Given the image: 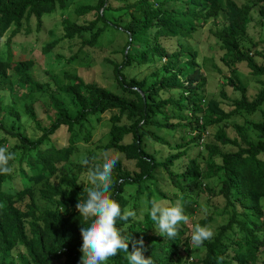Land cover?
Returning <instances> with one entry per match:
<instances>
[{
    "label": "trees",
    "instance_id": "trees-1",
    "mask_svg": "<svg viewBox=\"0 0 264 264\" xmlns=\"http://www.w3.org/2000/svg\"><path fill=\"white\" fill-rule=\"evenodd\" d=\"M254 10L264 26V0H0V146L16 154L12 174L0 175V264H80L81 161L107 150L118 157L112 196L136 212L117 227L142 238L154 264H264V63L256 59L264 48L249 35ZM47 15L60 33L48 27L52 38L39 47L33 38L29 56L18 59L30 19L40 30ZM201 23L223 50L222 85L238 96L219 93L230 102L207 100L188 42ZM109 25L124 34L121 50L103 44ZM42 54L46 65L36 75ZM77 57L86 68L100 63L104 80L52 69ZM239 63L260 85L252 98ZM256 112L260 118H248ZM157 128L173 131L174 144ZM144 198L182 203L189 222L174 241L157 234ZM197 223L214 233L200 247L191 242ZM107 264L128 261L119 252Z\"/></svg>",
    "mask_w": 264,
    "mask_h": 264
},
{
    "label": "clouds",
    "instance_id": "clouds-1",
    "mask_svg": "<svg viewBox=\"0 0 264 264\" xmlns=\"http://www.w3.org/2000/svg\"><path fill=\"white\" fill-rule=\"evenodd\" d=\"M121 42L122 37L119 41L110 38L105 43L116 45L110 48L118 51L122 49ZM151 68L149 67V70ZM15 159V152L6 146H0V175L12 174L14 169L10 162ZM117 160L118 157L105 151L101 157L93 158L92 161L88 159L81 161L83 166H87V179L83 188L87 195L84 199L78 197L75 206L83 221H80L82 236L80 264H107L109 259L119 252L125 254L128 264H154L150 256L144 255L142 238L131 239L129 235L122 234V229L117 227V220L126 222L136 216L134 210H122L121 205L112 196L114 184L112 174ZM11 185L12 183H7L2 188L7 189ZM142 203L143 211L150 217L157 234L164 238L174 241L179 233V225L189 222V217L179 200L173 203L156 198L150 200L144 198ZM213 235V231L207 225L197 223L191 233L192 245L200 247L206 240L212 239ZM11 258L12 255L8 257Z\"/></svg>",
    "mask_w": 264,
    "mask_h": 264
},
{
    "label": "rangeland",
    "instance_id": "rangeland-1",
    "mask_svg": "<svg viewBox=\"0 0 264 264\" xmlns=\"http://www.w3.org/2000/svg\"><path fill=\"white\" fill-rule=\"evenodd\" d=\"M88 1H90V0H88ZM236 1L239 3H252V0H236ZM252 14H253V17H252V21L250 22V25H249V35L258 43V49H262V48H264V26L260 25V17H259L257 10H254L252 12ZM48 16L49 15L44 16V23L42 24V28L40 30L36 29L35 18L30 19V26L32 29V35H31V37L21 35L23 39H22L21 43L16 46V47L21 49V50L19 49L16 53V57H18V59H22V58L29 56V50L32 49L33 46L35 45V43L32 42L33 38H35V37L37 38L36 45L38 47L41 46L42 44H44L45 40H49L52 38L50 35H45V30L48 27L53 26V28L56 30V32L60 33L61 26H59L57 24L58 28L56 29V25H53V24H55V22L57 20L53 21V18H48L47 20H45V18ZM201 24L203 25L202 29H200L199 31H197L195 33H192V39L188 40V42L198 51L197 60L199 63V70H200V72H202L204 74V76L207 79L206 84H205L207 100L208 99H216V98L218 100H220L221 96H220L219 91L221 89H224L225 93L228 96H230L231 98L234 96H238V93L234 92L230 86H228V85L223 86L222 85L223 81H224L223 75L224 74L229 75L227 70H225V67L220 60V56H221L223 50H221L219 48L217 39L209 31L208 25L206 23L205 24L201 23ZM113 31H116V32H113ZM101 37L104 38L105 42H107L108 39H110V38L119 41L122 37V42L120 44L124 45V34H123V32L121 30L114 28L111 25H109L107 27V30L102 33ZM26 40H29V41H26ZM103 44L105 45V47L116 46V45H112V44H105V43H103ZM36 49L40 50L37 47H36ZM57 50L58 49L55 48L53 51H51V53H54ZM63 53L68 54V52H65V50ZM82 56H84V54H81L79 57L82 58ZM79 57H77V59H75L73 61V63H71V64H66V63L63 64V62L61 61L60 65H53L52 69H54L58 74H61L63 70H68V71H72V72H77L78 74H82L84 77H90V75H91L92 77H95L97 80H104L103 68L100 65V63L94 62V63H92L91 67L86 68L79 62ZM256 59H257V61H261L264 63V58L256 57ZM39 60H40V65L37 66L34 70V72L37 73L36 75H38V68L39 69L42 67L45 68V65H46L44 54L41 55ZM237 67H238L237 75L239 76V78L241 79V81L245 85H248L249 96H250V98H252L254 96V94L258 91V89L260 88V85L256 80L257 77H254L253 75H251L249 73V69L247 68L245 63H239ZM219 68H221L223 70V72H220ZM146 71H149V68H147V70H144L142 72V74H144ZM106 77L109 80L112 79L113 78V72L112 71L107 72ZM45 78H46V76H45ZM166 95H168V93L164 94L163 96H166ZM42 98L44 99V96ZM221 100L230 102L229 100L223 99V98ZM220 106H221V104H220ZM208 108L214 109V108H216V104L213 102H211L209 104V102H208ZM49 113H51V111ZM185 113H188V112L186 111ZM49 118H50V116H49ZM248 118L249 119H258V118H260V113L256 112L254 114L248 115ZM44 119H45V114H44ZM238 121H241V123H242L243 119L238 118ZM25 124H26V126H28V129L30 130V132H33V126L30 124V121L25 120ZM99 130H100V127H98L97 129L94 130V136L95 137H98ZM158 130H159V131H157L158 134H160V135L164 136L165 138L171 140L174 144L175 139H177V138L175 135L173 137V131L163 129V128L158 129ZM214 130H215V127L210 129V133H212V131H214ZM59 142L62 143L63 141L59 140ZM160 148H161V153L166 154V151L164 149H162L163 148L162 145L161 146L155 145V149H160ZM107 152L113 156L116 154V152H114L112 150H107Z\"/></svg>",
    "mask_w": 264,
    "mask_h": 264
}]
</instances>
